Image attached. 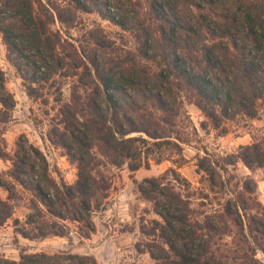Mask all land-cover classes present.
<instances>
[{
	"label": "trees",
	"instance_id": "1",
	"mask_svg": "<svg viewBox=\"0 0 264 264\" xmlns=\"http://www.w3.org/2000/svg\"><path fill=\"white\" fill-rule=\"evenodd\" d=\"M90 2L104 19L125 28L116 13L104 9L103 0H0V35L9 61L14 62L31 90L29 96L35 84L47 83L59 70L67 68V76L78 75L77 50L67 58L60 54V47L67 42H62V29L56 23L73 28L77 13L87 11ZM91 64L84 66L85 75L93 80L92 93L75 96L60 109L63 119L59 125L65 131L60 132L59 144L78 164L77 181L73 185L58 182L45 154L29 141L17 142L15 151L9 153L2 139L0 159L10 161L12 167L0 174V189L8 194L7 198L0 195V228L14 220L16 231L24 238L44 240L67 236L64 222H78L85 229V237L90 238L96 230L93 216L105 207L111 189V184L99 175V155L113 166L128 163L136 172L150 166L151 161L161 163L163 159L156 153L160 155L164 145L173 144L182 150L178 143L164 141L161 124L165 119L150 115L147 120L143 109L149 101L152 108L168 113L172 99L176 103L177 94L190 91L215 126L222 118L230 120L241 114L255 118L258 102H264V78L242 79L236 73L226 76V80L219 76L193 77L176 62L173 74L169 71L165 79L158 76L151 90L142 81L133 96L120 81L103 76L96 61ZM16 106L6 74L0 69V127L12 120ZM177 138L183 142L181 136ZM197 159L199 171L204 174L200 183L207 185L205 190L198 189V198L192 197L195 194L188 191L190 184L180 179L175 169L168 171L174 179L154 177L136 183L162 219L153 223L156 236L168 247L169 252L164 249L167 264H256L254 257L260 252L264 255V209L257 195V180L250 175L240 177L237 170L239 164L251 172L264 170V135L241 146L237 153L217 156L206 152L205 157ZM200 199L202 203L195 207L194 201ZM19 200L29 205L22 220L15 219V202ZM214 200L218 202L214 204ZM151 254L161 260L154 252ZM72 259L78 264H98L93 256L79 254L23 255L20 261L0 257V264H53Z\"/></svg>",
	"mask_w": 264,
	"mask_h": 264
},
{
	"label": "rangeland",
	"instance_id": "2",
	"mask_svg": "<svg viewBox=\"0 0 264 264\" xmlns=\"http://www.w3.org/2000/svg\"><path fill=\"white\" fill-rule=\"evenodd\" d=\"M103 1L104 9L116 13L125 28L104 19L91 2L86 6L87 11L77 13L73 28L57 22L56 27L62 29V42H67L59 52L67 58L76 48L80 60L78 75L67 76V68L59 70L47 83L35 84L32 96L14 62L9 61L0 35V69L5 72L7 87L17 102L12 120L0 127V142L4 139L8 152L13 153L17 142L29 141L45 154L57 181L68 185L78 179V164L59 144L60 132L65 131L59 125L63 119L60 109L75 96L92 93L93 80L85 75L84 66L92 67L91 61H96L103 76L114 77L133 96L137 95L142 81L151 90L158 76L165 79L169 71L173 74L176 62L193 77L219 76L226 80V76L236 73L242 79L264 78V0ZM12 58L16 62L14 54ZM177 95L168 113L152 108L150 101L143 103L146 104L143 110L147 120L150 115L165 119L161 124L164 141L178 143L181 151L173 144L164 145L161 156L156 153L163 159L161 163L151 161L150 166L136 172L131 171L128 163L113 166L99 155L102 161L99 175L111 184V189L105 207L93 216L96 230L90 238L85 237L80 223L64 222L67 236L29 240L16 231L14 220H10L0 228V257L20 261L23 255L79 254L93 256L98 264L169 263L164 252V249L169 252L168 247L156 236L153 223L162 219L155 213L153 203L143 198L136 183L154 177L174 179L168 171L175 169L180 179L190 184L188 191L195 194L192 197L198 198V189L207 187L200 183L204 174L197 166L199 156L205 157L206 152L217 156L237 153L241 146L264 135L263 101L257 104L255 118L241 114L230 120L222 118L215 126L198 107L194 93L184 90ZM180 136L183 142L178 140ZM11 167L10 161L0 159V174ZM237 174L257 180V195L264 209V170L251 172L239 164ZM0 195L8 196L3 189ZM194 203L196 207L202 200ZM15 206V219H24L29 212L27 201L19 200ZM151 252L161 260H155ZM254 258L256 264H264L262 252ZM75 261L66 263L78 264Z\"/></svg>",
	"mask_w": 264,
	"mask_h": 264
}]
</instances>
